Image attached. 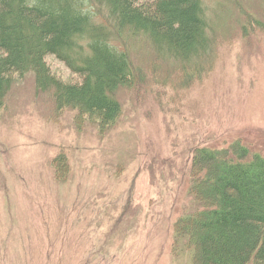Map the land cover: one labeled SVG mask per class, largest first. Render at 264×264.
Returning <instances> with one entry per match:
<instances>
[{
  "label": "rangeland",
  "instance_id": "obj_1",
  "mask_svg": "<svg viewBox=\"0 0 264 264\" xmlns=\"http://www.w3.org/2000/svg\"><path fill=\"white\" fill-rule=\"evenodd\" d=\"M204 3L210 70L156 64L140 37L131 57L145 80L116 92L122 112L106 128L58 110L32 73L14 82L0 111V264L191 263L173 224L196 208L193 151L241 140L264 155V33L242 35L239 12L264 24V0ZM47 61L63 82L79 79Z\"/></svg>",
  "mask_w": 264,
  "mask_h": 264
},
{
  "label": "trees",
  "instance_id": "obj_2",
  "mask_svg": "<svg viewBox=\"0 0 264 264\" xmlns=\"http://www.w3.org/2000/svg\"><path fill=\"white\" fill-rule=\"evenodd\" d=\"M239 8L242 35L264 33L263 22ZM211 30L204 0H0V111L14 82L32 73L58 110L76 109L78 121L86 114L106 128L122 112L116 92L145 80L131 57L140 37L156 64L171 58L198 74L213 60ZM49 55L79 79L57 78ZM190 176L196 208L173 224L190 264H264V155L241 140L196 148Z\"/></svg>",
  "mask_w": 264,
  "mask_h": 264
}]
</instances>
